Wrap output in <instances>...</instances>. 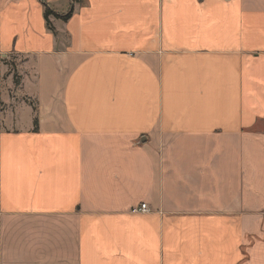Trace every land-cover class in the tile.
Returning <instances> with one entry per match:
<instances>
[{"label":"crops","instance_id":"1","mask_svg":"<svg viewBox=\"0 0 264 264\" xmlns=\"http://www.w3.org/2000/svg\"><path fill=\"white\" fill-rule=\"evenodd\" d=\"M0 264H264V0H0Z\"/></svg>","mask_w":264,"mask_h":264},{"label":"trees","instance_id":"2","mask_svg":"<svg viewBox=\"0 0 264 264\" xmlns=\"http://www.w3.org/2000/svg\"><path fill=\"white\" fill-rule=\"evenodd\" d=\"M74 1H77V0H74ZM50 14L53 15V16H55V17H57V18H60V19H62V20H67V18H68L69 15L71 14V10L68 11L67 13H64V14H58V13L53 12V11L50 10L47 6L44 5V17H45V20H46V22H47V27H48L49 29H51V27H50V25H49V23H48V16H49Z\"/></svg>","mask_w":264,"mask_h":264},{"label":"built area","instance_id":"3","mask_svg":"<svg viewBox=\"0 0 264 264\" xmlns=\"http://www.w3.org/2000/svg\"><path fill=\"white\" fill-rule=\"evenodd\" d=\"M134 212H141V213H145L148 212L149 209L147 207V205L145 203H141L139 206H137L136 208L133 209Z\"/></svg>","mask_w":264,"mask_h":264}]
</instances>
